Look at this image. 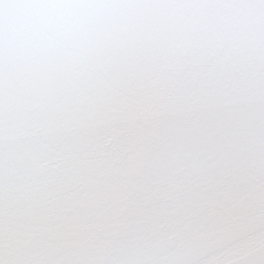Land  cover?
<instances>
[{"label": "snow or ice", "instance_id": "1", "mask_svg": "<svg viewBox=\"0 0 264 264\" xmlns=\"http://www.w3.org/2000/svg\"><path fill=\"white\" fill-rule=\"evenodd\" d=\"M0 264H264V0H0Z\"/></svg>", "mask_w": 264, "mask_h": 264}]
</instances>
